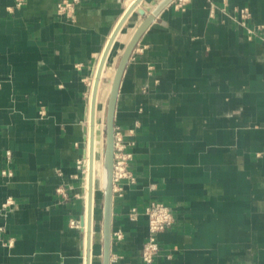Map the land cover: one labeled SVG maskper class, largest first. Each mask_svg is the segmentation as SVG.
I'll list each match as a JSON object with an SVG mask.
<instances>
[{"label":"crops","instance_id":"obj_1","mask_svg":"<svg viewBox=\"0 0 264 264\" xmlns=\"http://www.w3.org/2000/svg\"><path fill=\"white\" fill-rule=\"evenodd\" d=\"M63 1L0 0V264H86L91 81L134 0H78L70 18L57 14ZM161 1L139 6L149 14ZM173 3L140 36L119 85L115 123L135 181L112 194L110 264H144L150 202L174 216L152 264H264V42L221 12L247 7L264 37V0ZM143 18L126 19L107 66ZM99 227L91 264H102Z\"/></svg>","mask_w":264,"mask_h":264},{"label":"water","instance_id":"obj_2","mask_svg":"<svg viewBox=\"0 0 264 264\" xmlns=\"http://www.w3.org/2000/svg\"><path fill=\"white\" fill-rule=\"evenodd\" d=\"M143 0H134V2L129 6V8L124 12L122 17L120 18L119 22L117 23L116 27L114 28L110 41L114 39L118 31L120 30L121 26L124 24L126 19L130 16V14L135 11L138 15L144 17L143 20L140 22V24L137 26L134 35L132 36L131 41L128 45H125L123 52L120 55L118 64L115 68V74L112 82V90L110 93V96L107 101L106 106V113H105V121H104V127L103 131L105 133V144H104V154L105 161H108L109 165V173H108V190L107 192L103 193V230L104 234L102 237L103 241V255H102V264H110V246H111V217H112V203H113V195H112V163H113V121H114V113H115V106L119 91V85L121 81L122 74L124 72V69L126 67V64L131 56V53L138 42L140 36L145 31V29L155 20V16L167 5H169L173 0H162L157 5H154L155 3L152 2L151 4L154 5V8L149 14H146V11L139 6V4ZM109 43V42H108ZM108 52V44L105 46V50L103 52L102 60L100 63V68L98 70V73L96 74L95 83L92 90V106H91V121H90V140L92 138L93 134V124H94V102L97 92V85H98V79L102 76V68L104 65V59L105 53ZM92 147L90 148V155ZM89 197H90V191H89ZM89 225H90V221ZM88 225V226H89ZM90 226L88 228V231L86 233V264H89L90 262V252L88 250L90 245Z\"/></svg>","mask_w":264,"mask_h":264},{"label":"rangeland","instance_id":"obj_3","mask_svg":"<svg viewBox=\"0 0 264 264\" xmlns=\"http://www.w3.org/2000/svg\"><path fill=\"white\" fill-rule=\"evenodd\" d=\"M183 1H184V3H182ZM188 1L189 0H182V1L173 0L174 3L172 4V6L176 10L183 11L184 8H185V5L188 3ZM158 3H155L154 5H157ZM224 4H225V2H224ZM224 6H226V5H224ZM224 6L221 8V12L223 14H225L229 19H231L234 23L239 24L243 28V30L245 31V34H246L245 35L246 36V40L252 41L254 39H256V40L260 39L262 42H264V37H262L261 34H260V32L263 30V26L262 25H257L255 27H250L248 25V21L251 18V14H250V11H249V9L247 7H239V8L238 7H234L233 8V13L234 14L233 15H229L228 12L225 10L226 7H224ZM58 16H60V15L58 14ZM60 17H63V16H60ZM64 18H66V17H64ZM133 33H134V31H130L128 34L122 36V39L125 42V44L128 42V40L130 39V37H131V35ZM136 45H137V43H136ZM136 45H135L133 51L136 49ZM123 49H122V51H123ZM133 51H132V53H133ZM132 53H131V55H132ZM119 58H120V56H119ZM118 61H119V59H117V61L114 64L110 65V66L109 65L108 66L105 65L106 72L105 73L103 72V74L101 76V81H100L101 82L100 86L102 85V88H103L102 95H101V102H100V104L98 105V108H97V121H96L97 122V124H96V128H97V131H96V148H97V151H96V165H95V168H94L95 169V179H96V192H95V196H94L93 229H94V232H95L94 234H96L97 232L95 231V226H96V228H98L99 224H100V227L98 229L99 236H101V222H102V220H101V222L99 220H100L101 209H102L101 174H102V169H103V159H104L103 154H104V144H105V133H104V131L102 132V129H103V124H104L103 120H104V116H105V113H106V106H107V101H108V96H109V90H110V86H111L112 76H113V73L115 72V68H116V66L118 64ZM91 95L92 94H90V98H89L90 101H91ZM87 99H88V94H87ZM115 112H116V106H115ZM116 127L120 129V131L122 132V134L124 136L123 130L118 125H116V123H115V113H114L113 131H114V128H116ZM131 131L132 130L128 131L129 134H131ZM255 157L256 158L264 157V152L255 153ZM9 158L10 157L6 155V161L9 162ZM83 162H84V159L80 161V164H78L82 177H83V168H82ZM6 172L8 174L6 176L10 177L11 173L9 172L8 169L6 170ZM134 181H135V178H134ZM134 181L132 183H134ZM59 193H61V191ZM61 194H64V193H61ZM97 196H100V198H101V200L98 203H96V197ZM12 203H13V200L8 198L6 200V202L1 205V210L6 212L8 210L7 207L10 206ZM150 203H153V202H150ZM154 203L161 204V203H158V202H154ZM100 205H101V208H100ZM161 205H163V204H161ZM163 206H165V205H163ZM99 208H100V210H98ZM166 208H168V207H166ZM96 210H98V211H96ZM168 210H169L170 214L173 216L172 211L169 208H168ZM96 214L98 215L99 220L97 219V215ZM173 219H174V216H173ZM173 225H174V223L169 228H171ZM70 226L71 227H78L79 225H78V222H70ZM169 228H166L163 231H165V230H167ZM163 231H161V232H163ZM161 232H159V233H161ZM117 236H118V234H116V237ZM95 239L96 238L93 237V242L94 243L96 241ZM146 241H147V239L145 240V242ZM157 242H158V240H157ZM8 244H9V240L4 242V245L8 246ZM159 251H160V247H159ZM153 261H154V258H153ZM153 261H152V263H153Z\"/></svg>","mask_w":264,"mask_h":264},{"label":"built area","instance_id":"obj_4","mask_svg":"<svg viewBox=\"0 0 264 264\" xmlns=\"http://www.w3.org/2000/svg\"><path fill=\"white\" fill-rule=\"evenodd\" d=\"M23 2L24 0H14V6L19 8L22 6ZM77 2L78 0L61 2L58 6L57 13L66 18L72 17L73 5ZM182 3H184V1ZM128 146L129 143L124 141V136L120 129L117 127L114 128L112 164V187L114 194H121L122 189L120 182L126 180L127 182L132 183L134 181V177L128 169L129 163L132 160V153L128 150ZM6 155L9 156V152L6 153ZM2 173L3 175H8L6 171H3ZM136 213V209H132L129 217L133 220ZM144 214L148 220V236L147 241L142 246L141 258L144 264H152L154 256L159 252L157 235L164 229L169 228L174 223V219L168 208L154 202L144 208ZM117 237L119 238L120 235L118 234Z\"/></svg>","mask_w":264,"mask_h":264},{"label":"bare ground","instance_id":"obj_5","mask_svg":"<svg viewBox=\"0 0 264 264\" xmlns=\"http://www.w3.org/2000/svg\"><path fill=\"white\" fill-rule=\"evenodd\" d=\"M134 2V1H133ZM132 2V3H133ZM129 8V7H128ZM127 8V9H128ZM126 9V10H127ZM122 27V26H121ZM136 28V27H135ZM123 30V29H122ZM135 30L136 29H134V30H132V31H134L135 32ZM121 31V28H120V30L118 31V33L116 34V36L114 37V39H112L111 41L109 40L110 39V37H111V35H110V37L108 38V42L109 43H107L108 44V52H109V50H110V48H111V45H112V43H113V41L115 40V38H117L122 32H120ZM112 34V33H111ZM134 35V33L131 35V37H130V39L128 40V42L126 43V45H128L129 44V42L131 41V39H132V36ZM106 44V45H107ZM105 50V49H104ZM108 52L106 51V55H105V58H106V56L108 55ZM123 52V51H122ZM102 56H103V53H102V55H101V57H100V62H99V65H98V68H97V73H98V70H99V68H100V63H101V60H102ZM105 65H106V59H104V65H103V68H102V74H103V72L105 73L106 72V68H105ZM96 70V69H95ZM96 73V74H97ZM114 74H115V72L113 73V76H112V81H111V86H110V90H109V96H110V93H111V90H112V82H113V78H114ZM95 79H96V75H95V78H94V75H93V80L91 81V91L93 90V88H92V86H94V83H95ZM94 81V82H93ZM101 77L98 79V85H97V92H96V97H95V102H94V122H95V118H96V114H97V108H98V105L100 104V102H101V95H102V90H103V88H102V85L100 86V84H101ZM90 94H92L91 92H90ZM109 96H108V98H109ZM89 98H90V95H89ZM91 106H92V95H91V101H90V116H91ZM90 121H91V117H90ZM105 121V116H104V120H103V122ZM103 127H104V124H103ZM95 123L93 124V134H92V138H91V140H90V135H89V156H88V166H89V170H90V175L91 176H93L92 175V173H93V158H94V131H95ZM102 132H103V129H102ZM92 147V150H91V152H92V154L90 155V148ZM84 156H85V151H84ZM104 159H105V157H104ZM103 159V169H102V174H101V183H102V209H101V220H102V222H101V235H102V237H103V234H104V230H103V219H102V217H103V211H104V208H103V193L105 192H107V190H108V181H107V178H108V173H109V165H108V161H105ZM113 164V163H112ZM112 175H113V165H112ZM91 181H92V179H91ZM90 197H89V192H88V196H87V211H88V220H87V223H86V233H87V231H88V228H89V226H90V236H92V234H91V230H92V228H93V219H94V215H93V219L91 218V206H92V182H91V186H90ZM114 192H113V187H112V194H113ZM93 207H94V198H93ZM88 221H90V225H89V222ZM89 225V226H88ZM93 237H94V235H93ZM91 239H92V242H91ZM91 244H93V238L92 237H90V245H89V248H88V250H89V252H90V246H91ZM86 249H87V247H86V239H85V259H86ZM90 258V257H89ZM89 264H91L90 262H89Z\"/></svg>","mask_w":264,"mask_h":264}]
</instances>
